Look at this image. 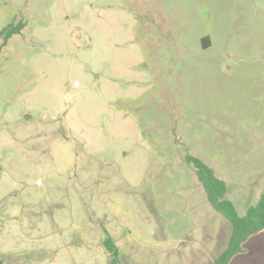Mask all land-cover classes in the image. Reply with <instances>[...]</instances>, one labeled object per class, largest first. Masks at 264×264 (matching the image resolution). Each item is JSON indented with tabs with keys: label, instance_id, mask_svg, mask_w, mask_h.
<instances>
[{
	"label": "rangeland",
	"instance_id": "374dc122",
	"mask_svg": "<svg viewBox=\"0 0 264 264\" xmlns=\"http://www.w3.org/2000/svg\"><path fill=\"white\" fill-rule=\"evenodd\" d=\"M0 48L1 254L112 264L107 231L119 264L220 256L232 225L186 157L240 217L258 203L264 0H0Z\"/></svg>",
	"mask_w": 264,
	"mask_h": 264
},
{
	"label": "trees",
	"instance_id": "16d2710c",
	"mask_svg": "<svg viewBox=\"0 0 264 264\" xmlns=\"http://www.w3.org/2000/svg\"><path fill=\"white\" fill-rule=\"evenodd\" d=\"M24 27L23 22L5 27L1 31L3 37L2 47L7 44L12 36L20 34ZM186 159L196 169L199 181L207 193L211 206L228 219L232 225V234L226 249L212 263L229 264L233 257L244 252V245L252 236L264 231V192L261 194L258 203L250 207L244 217H240L233 202L226 198L228 193L227 184L215 175L214 170L193 156H187ZM106 234L104 247L112 257V264H119L120 250L113 237L107 231ZM0 264H4V262L0 261Z\"/></svg>",
	"mask_w": 264,
	"mask_h": 264
},
{
	"label": "crops",
	"instance_id": "0c3cea01",
	"mask_svg": "<svg viewBox=\"0 0 264 264\" xmlns=\"http://www.w3.org/2000/svg\"><path fill=\"white\" fill-rule=\"evenodd\" d=\"M10 258L11 256L8 254L0 253V260L5 264H15L14 261H10ZM229 264H264V231L252 236L245 243L244 252L233 257Z\"/></svg>",
	"mask_w": 264,
	"mask_h": 264
}]
</instances>
